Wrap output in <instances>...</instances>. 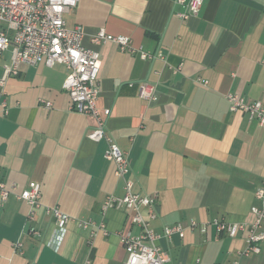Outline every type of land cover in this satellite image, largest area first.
<instances>
[{
    "label": "crops",
    "instance_id": "crops-1",
    "mask_svg": "<svg viewBox=\"0 0 264 264\" xmlns=\"http://www.w3.org/2000/svg\"><path fill=\"white\" fill-rule=\"evenodd\" d=\"M175 1L80 0L63 19L98 52L97 107L110 110L106 131L127 156L133 193L155 200L150 228L207 226L157 242L171 264H264V241L259 254L239 257L246 232L229 238L208 225H250L259 205L264 126L230 112L226 96L264 106V0H204L185 21ZM101 29L129 38L132 52L91 44ZM141 51L160 57L142 60ZM7 64L9 55L0 77ZM67 73L61 64H20L0 87V183L15 193L30 182L41 189L33 220L25 202L0 201V264H124L121 234L139 231L125 210H102L108 196H123V182L106 144L87 138L94 121L70 110ZM141 82L155 86V102L138 98ZM52 209L72 221L59 227Z\"/></svg>",
    "mask_w": 264,
    "mask_h": 264
},
{
    "label": "built area",
    "instance_id": "built-area-1",
    "mask_svg": "<svg viewBox=\"0 0 264 264\" xmlns=\"http://www.w3.org/2000/svg\"><path fill=\"white\" fill-rule=\"evenodd\" d=\"M80 0H0V60L4 53L9 52V64L3 66L0 77V87H3L8 77L18 75L20 64L29 66L44 62L47 66L61 64L68 73L62 84V89L68 94L70 110L94 121V126L87 138L95 143L103 141L106 144L104 158L114 165V176L123 182L124 194L121 198L108 196L102 205V210L109 208L123 209L130 215V223L139 231L133 234L127 231L121 234L126 260L124 264H171L167 252L157 246L160 239L171 242L174 235L183 238L185 231H198L205 234L206 225L191 221L187 225L181 223L164 227L160 234L150 228V222L156 218L155 200L149 196L133 193L132 182L128 174L129 163L122 152L106 131V120L110 116L109 109H98L99 96L97 66L98 52L82 45L83 31L80 27L66 28L64 14L74 9ZM204 0H176L175 4L182 8L176 16L185 21L198 15ZM91 44L98 47L105 43H114L122 51L132 52L130 40L124 36H112L104 30H99L90 39ZM157 54L139 52L142 60H153ZM264 66V60L261 62ZM204 84V83H203ZM137 96L140 100L152 103L157 100L155 86L148 82L138 85ZM229 111L247 115L249 121H255L264 126V106L259 101L246 102L238 95L226 96ZM45 108L49 102L40 101ZM11 196L25 202L29 206L28 219L33 220L34 213L40 208L41 189L36 183L30 182L19 193L0 183V201L4 202ZM254 198L259 203L250 209L254 217L250 225L225 224L213 220L208 225L217 233H225L234 238L239 232H246V246L239 257H248L260 253V243L264 241V172L259 186L254 192ZM49 214L59 227H63L72 218L52 209ZM90 222L84 223L89 227ZM106 235L104 226H100ZM35 234L34 230L29 231ZM20 244L14 249L20 252ZM31 264V263H29ZM234 264H237L235 262Z\"/></svg>",
    "mask_w": 264,
    "mask_h": 264
},
{
    "label": "rangeland",
    "instance_id": "rangeland-1",
    "mask_svg": "<svg viewBox=\"0 0 264 264\" xmlns=\"http://www.w3.org/2000/svg\"><path fill=\"white\" fill-rule=\"evenodd\" d=\"M8 55H9V52L4 53L0 62L6 61L8 59Z\"/></svg>",
    "mask_w": 264,
    "mask_h": 264
}]
</instances>
